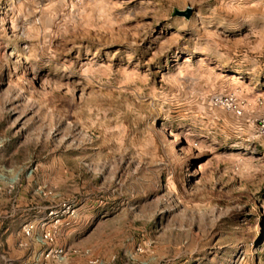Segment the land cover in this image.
<instances>
[{
    "label": "rangeland",
    "instance_id": "374dc122",
    "mask_svg": "<svg viewBox=\"0 0 264 264\" xmlns=\"http://www.w3.org/2000/svg\"><path fill=\"white\" fill-rule=\"evenodd\" d=\"M0 264H264V0H0Z\"/></svg>",
    "mask_w": 264,
    "mask_h": 264
},
{
    "label": "built area",
    "instance_id": "2783aa9c",
    "mask_svg": "<svg viewBox=\"0 0 264 264\" xmlns=\"http://www.w3.org/2000/svg\"><path fill=\"white\" fill-rule=\"evenodd\" d=\"M55 214H53L52 211H48L44 217V219H42L41 224L39 225V228L41 230V241L44 240H49V236H50V232L51 229L56 228V223L58 222V219H54ZM50 221L51 225L49 228L48 222ZM32 228L31 225H24L22 227V231L24 232L25 235H28V232L30 231V229Z\"/></svg>",
    "mask_w": 264,
    "mask_h": 264
},
{
    "label": "water",
    "instance_id": "95a60500",
    "mask_svg": "<svg viewBox=\"0 0 264 264\" xmlns=\"http://www.w3.org/2000/svg\"><path fill=\"white\" fill-rule=\"evenodd\" d=\"M178 15H181L185 19H188L190 17V15H191V9L190 8H186L184 11L178 12Z\"/></svg>",
    "mask_w": 264,
    "mask_h": 264
}]
</instances>
